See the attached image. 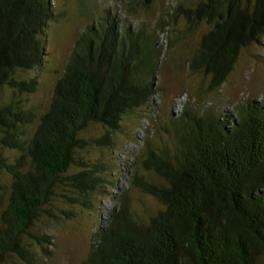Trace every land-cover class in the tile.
Returning a JSON list of instances; mask_svg holds the SVG:
<instances>
[{
    "label": "trees",
    "instance_id": "obj_1",
    "mask_svg": "<svg viewBox=\"0 0 264 264\" xmlns=\"http://www.w3.org/2000/svg\"><path fill=\"white\" fill-rule=\"evenodd\" d=\"M58 1L0 0V149L14 154L0 153V175L10 180L7 188L0 182V264H36L37 247L49 253L43 219H57L55 210L70 214L57 208L58 198L89 206L88 197L103 181L88 154L110 146L126 121L140 119V129L151 119L155 100L165 99L158 78L167 65L156 33L165 34L179 17L188 34L206 28L187 60L190 74L201 81L188 88L190 99L180 114L170 115V127L162 125L166 141L160 136L161 145L154 146L143 138L147 150L133 164L130 187L95 234L85 264H260L264 98L239 104L235 117L223 107L197 104L221 91L243 50L262 43L264 0L180 3L171 22L160 23L153 34L124 25L111 10L89 11L92 21L79 33L38 115L26 106L39 87L37 76L29 75L42 67L50 30L65 16ZM122 1L125 18L137 15L132 3ZM171 31L174 57L187 35ZM93 128L102 134L89 136ZM133 191L158 208H133Z\"/></svg>",
    "mask_w": 264,
    "mask_h": 264
},
{
    "label": "rangeland",
    "instance_id": "obj_2",
    "mask_svg": "<svg viewBox=\"0 0 264 264\" xmlns=\"http://www.w3.org/2000/svg\"><path fill=\"white\" fill-rule=\"evenodd\" d=\"M125 1H129L136 7L137 15L131 16L129 19L125 18L126 11L122 0H85L83 2L84 7L81 6L79 0H59L56 3L58 10L64 11L65 16L56 24V27L54 24L50 30L48 55L42 67L39 71L28 74L29 77L37 76L39 81L37 92L26 98L28 108L39 115L44 111L43 108L49 104L55 83L74 48L75 40L79 33L92 21V18L87 16L89 11L91 13L94 11L93 15L96 13L103 15L105 10H111L124 25L130 24L135 29L140 28L147 34H153L154 31L159 30L160 23L171 22L170 15L175 12L180 3L193 7V4L199 0H153L149 8L142 5L143 0ZM84 8L85 10H83ZM169 25H166L165 34L161 35L159 31L156 33L157 36L159 35L156 39L157 46L162 50L161 59L167 65L158 78L159 85L165 90L163 91L165 99L155 100V110L151 115L152 120L146 119L140 128L141 130L138 129L140 119L126 121L129 125L123 127L122 132L115 134L110 146L92 148L88 158L94 166L98 165L100 168L98 176L103 183L88 197L89 206L69 204L62 198H58L56 201L57 208H62L70 214L66 216L61 211L55 210L57 219H43L41 233L51 236V241L46 245L48 254H45L38 247L34 248L36 264L86 263L95 241V234L106 224L110 210L118 203V196L124 194L130 187L133 164L135 161L138 162L141 155L147 150L145 145L141 148L143 138H148L154 146L161 145L160 136H164L162 138L166 141L167 134L163 130L162 134L159 133L162 125L170 127V115L180 114L182 105L190 99L192 91H188V88L191 87L194 90L199 85L201 78L190 74L187 60L191 58L199 37L206 28L202 27L198 34H188V25L181 17L177 19L174 25L172 22ZM172 29L183 31L187 35L186 40L181 45L182 50L176 53L174 57L173 49L168 47L170 39L174 37ZM174 58L176 61L173 62ZM10 96L9 92L3 93L4 99H8ZM209 97L210 99H205L197 106L202 108L213 105L223 107L222 110L231 117L236 116V107L239 104L246 103L250 98H257V101L264 98V39L261 44L241 52L226 84L222 86L221 91L215 92ZM208 101L211 103L208 104ZM136 132H139L137 136ZM101 134L102 130L93 128L88 135L97 138ZM126 147L128 152L120 153ZM0 153L10 158L14 156L7 150L0 149ZM118 165L121 171H119ZM142 174L149 177L146 172H142ZM0 182L6 188L10 184L9 178L4 175H0ZM60 193L62 191H59ZM131 196L133 208L136 207L140 211L145 209L152 211L158 208V204L152 198L140 192L133 191ZM8 264H13V261ZM16 264L25 263L16 260ZM260 264H264V258Z\"/></svg>",
    "mask_w": 264,
    "mask_h": 264
},
{
    "label": "water",
    "instance_id": "obj_3",
    "mask_svg": "<svg viewBox=\"0 0 264 264\" xmlns=\"http://www.w3.org/2000/svg\"><path fill=\"white\" fill-rule=\"evenodd\" d=\"M143 1L145 5H150L153 2V0H143Z\"/></svg>",
    "mask_w": 264,
    "mask_h": 264
},
{
    "label": "built area",
    "instance_id": "obj_4",
    "mask_svg": "<svg viewBox=\"0 0 264 264\" xmlns=\"http://www.w3.org/2000/svg\"><path fill=\"white\" fill-rule=\"evenodd\" d=\"M136 145V144H135Z\"/></svg>",
    "mask_w": 264,
    "mask_h": 264
}]
</instances>
